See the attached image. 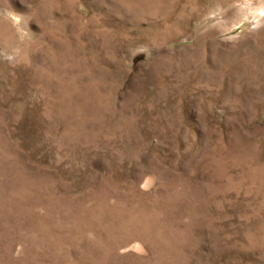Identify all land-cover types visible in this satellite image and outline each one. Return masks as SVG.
<instances>
[{"label":"rangeland","instance_id":"1","mask_svg":"<svg viewBox=\"0 0 264 264\" xmlns=\"http://www.w3.org/2000/svg\"><path fill=\"white\" fill-rule=\"evenodd\" d=\"M0 264H264V0H0Z\"/></svg>","mask_w":264,"mask_h":264}]
</instances>
